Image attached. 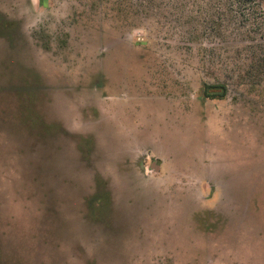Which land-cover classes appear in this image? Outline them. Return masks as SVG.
<instances>
[{
    "label": "rangeland",
    "instance_id": "rangeland-1",
    "mask_svg": "<svg viewBox=\"0 0 264 264\" xmlns=\"http://www.w3.org/2000/svg\"><path fill=\"white\" fill-rule=\"evenodd\" d=\"M0 264H264V0H0Z\"/></svg>",
    "mask_w": 264,
    "mask_h": 264
},
{
    "label": "trees",
    "instance_id": "trees-1",
    "mask_svg": "<svg viewBox=\"0 0 264 264\" xmlns=\"http://www.w3.org/2000/svg\"><path fill=\"white\" fill-rule=\"evenodd\" d=\"M243 4H250L257 0H239ZM227 95V87L223 84H208L203 83L200 90L199 96L209 100H223Z\"/></svg>",
    "mask_w": 264,
    "mask_h": 264
}]
</instances>
